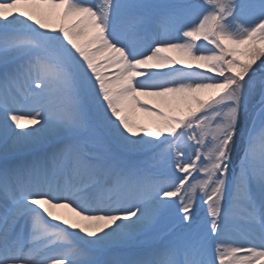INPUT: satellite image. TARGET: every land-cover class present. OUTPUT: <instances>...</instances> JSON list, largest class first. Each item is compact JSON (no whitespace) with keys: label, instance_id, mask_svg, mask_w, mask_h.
I'll return each instance as SVG.
<instances>
[{"label":"snow or ice","instance_id":"1","mask_svg":"<svg viewBox=\"0 0 264 264\" xmlns=\"http://www.w3.org/2000/svg\"><path fill=\"white\" fill-rule=\"evenodd\" d=\"M0 145V264H264V0H0Z\"/></svg>","mask_w":264,"mask_h":264},{"label":"rangeland","instance_id":"2","mask_svg":"<svg viewBox=\"0 0 264 264\" xmlns=\"http://www.w3.org/2000/svg\"><path fill=\"white\" fill-rule=\"evenodd\" d=\"M88 2H92V0H88ZM259 101H260V93H259V90L257 89V91L254 93V96L248 105V112L243 114L242 127L245 124L251 123L250 116L256 115V113L259 109ZM257 123H259V121H257ZM168 223H169V221L166 220L164 222V225H162V226H166Z\"/></svg>","mask_w":264,"mask_h":264},{"label":"bare ground","instance_id":"3","mask_svg":"<svg viewBox=\"0 0 264 264\" xmlns=\"http://www.w3.org/2000/svg\"><path fill=\"white\" fill-rule=\"evenodd\" d=\"M2 153H3V146L0 145V154H2Z\"/></svg>","mask_w":264,"mask_h":264}]
</instances>
